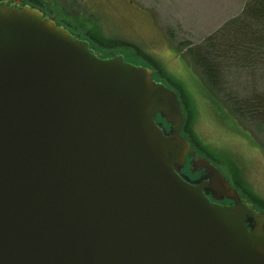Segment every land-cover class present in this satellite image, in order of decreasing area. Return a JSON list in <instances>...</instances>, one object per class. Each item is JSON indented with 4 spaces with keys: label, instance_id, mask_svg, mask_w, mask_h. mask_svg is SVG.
I'll use <instances>...</instances> for the list:
<instances>
[{
    "label": "water",
    "instance_id": "1",
    "mask_svg": "<svg viewBox=\"0 0 264 264\" xmlns=\"http://www.w3.org/2000/svg\"><path fill=\"white\" fill-rule=\"evenodd\" d=\"M116 50L0 0V264H264V210L182 173L177 93Z\"/></svg>",
    "mask_w": 264,
    "mask_h": 264
},
{
    "label": "rangeland",
    "instance_id": "2",
    "mask_svg": "<svg viewBox=\"0 0 264 264\" xmlns=\"http://www.w3.org/2000/svg\"><path fill=\"white\" fill-rule=\"evenodd\" d=\"M54 1L56 8H61L67 16L85 20L86 30H93L101 43H122L116 51L135 54L159 80L178 92L183 103L184 95L192 113L188 131L203 153L206 151L231 178L233 187L242 192L231 174L232 169L237 170L242 185L264 202V132L255 125L235 120L228 111L209 101L203 92L206 81L189 55L190 50L204 45L209 36L240 16L248 0ZM52 11L57 13L55 8ZM62 24L73 28L65 21ZM219 68L224 79L218 80V91L224 100L225 96L247 97L264 92L262 67Z\"/></svg>",
    "mask_w": 264,
    "mask_h": 264
},
{
    "label": "trees",
    "instance_id": "3",
    "mask_svg": "<svg viewBox=\"0 0 264 264\" xmlns=\"http://www.w3.org/2000/svg\"><path fill=\"white\" fill-rule=\"evenodd\" d=\"M88 36L97 44H100V48L103 50L117 49L123 45L114 41L101 43L97 36L93 35V32L88 34ZM189 55L195 66H199L206 81L205 91L203 92L209 101L224 112L225 110L228 111L235 120L255 125L264 132L263 91L247 97L228 96L227 98L225 96L226 100L220 97L218 91V80L224 79L219 66H239V68L260 66L264 69V0H248L240 16L231 19L220 30L209 36L204 45L190 50ZM182 98L184 99L188 115V124L184 129V134L190 139L193 147L200 154L205 157L208 155L207 158L210 159V155L206 151L203 153L199 142L188 131L192 122V118L189 120V115H192V113L189 110V103L186 104L185 102L186 97L183 95ZM227 117L229 118V116ZM211 156L213 158V155ZM213 159L216 161V158ZM219 165L221 164L219 163ZM230 167L232 166L230 165ZM239 172L242 171L239 170ZM231 174L235 184L240 187L242 193L250 201L257 204L259 208H264V202L256 197L246 186L242 185L237 170L232 169Z\"/></svg>",
    "mask_w": 264,
    "mask_h": 264
},
{
    "label": "bare ground",
    "instance_id": "4",
    "mask_svg": "<svg viewBox=\"0 0 264 264\" xmlns=\"http://www.w3.org/2000/svg\"><path fill=\"white\" fill-rule=\"evenodd\" d=\"M19 1H24V0H19ZM35 6V5H34ZM37 7V6H36ZM39 8V7H37ZM40 9V8H39ZM41 10V9H40ZM44 11V10H42ZM45 12V11H44ZM93 30L89 29V30H84V33H81L82 36H84L85 38L89 39L91 42H93L88 34L92 33ZM141 66H145L147 69L151 70L154 74V76L157 78L155 72L150 68L148 67L147 65L143 64L141 62ZM158 79V78H157ZM159 80V79H158ZM160 82H162L164 85H166L168 88H170L171 90H173L174 92L177 93L178 95V100L180 101L181 105H182V108H183V111H184V114H185V123L182 125V128H181V136L186 140V142L188 143L187 146L190 147V156L188 157L187 161H186V165H185V168L182 170V173L187 176L189 179H191L193 182H198L200 181L201 179H204L202 174L203 173V170L204 169H198L196 170V166L198 164H200L202 162V160H205L211 164H213L217 169H219L221 171V173H215V177H222V178H227V180L230 181L231 178H229V176H227L225 174V171H223L220 166H218L215 162H213L212 160L208 159L207 157H205L204 155L200 154L192 145L190 139L184 134V129L186 127V125L188 124V115H187V110L185 108V105L184 103L181 101L180 97H179V94L178 92L175 90V89H172L170 86H168L165 82L159 80ZM158 120L161 121V123L163 124L165 130L167 133H170V124H168L167 122L165 121H162L161 118H160V115L158 116Z\"/></svg>",
    "mask_w": 264,
    "mask_h": 264
},
{
    "label": "flooded vegetation",
    "instance_id": "5",
    "mask_svg": "<svg viewBox=\"0 0 264 264\" xmlns=\"http://www.w3.org/2000/svg\"><path fill=\"white\" fill-rule=\"evenodd\" d=\"M30 2L39 7L41 10H44L49 15L57 17L62 23L65 21L66 23L70 24L73 27L71 29H73V31L79 35H81V33H84V30L88 28L85 24V20L80 21L78 19V16L77 19H74L71 15L67 16V14H65V12L61 8L57 9L56 6L58 5L54 0H30ZM52 8H55L57 10V13H54L52 11Z\"/></svg>",
    "mask_w": 264,
    "mask_h": 264
}]
</instances>
